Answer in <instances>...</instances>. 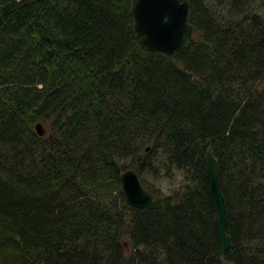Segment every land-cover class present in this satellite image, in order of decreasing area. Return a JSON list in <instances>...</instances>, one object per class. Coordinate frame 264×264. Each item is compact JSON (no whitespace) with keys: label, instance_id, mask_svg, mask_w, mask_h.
Wrapping results in <instances>:
<instances>
[{"label":"trees","instance_id":"1","mask_svg":"<svg viewBox=\"0 0 264 264\" xmlns=\"http://www.w3.org/2000/svg\"><path fill=\"white\" fill-rule=\"evenodd\" d=\"M188 5L170 56L139 44L129 0H0V264H264V0ZM156 151L182 184L128 204L126 167L160 195L140 177Z\"/></svg>","mask_w":264,"mask_h":264},{"label":"water","instance_id":"2","mask_svg":"<svg viewBox=\"0 0 264 264\" xmlns=\"http://www.w3.org/2000/svg\"><path fill=\"white\" fill-rule=\"evenodd\" d=\"M129 10L134 33L143 48L174 56L180 48L189 45L193 26L188 18V0H129ZM34 126L38 134L46 132L41 120H37ZM204 160L208 193L215 212L219 252L223 254L231 244V237L226 231L228 213L220 188L218 162L211 147L206 148ZM120 180L128 204L150 208L161 205L162 195H154L145 188L132 167H126L121 172Z\"/></svg>","mask_w":264,"mask_h":264},{"label":"rangeland","instance_id":"3","mask_svg":"<svg viewBox=\"0 0 264 264\" xmlns=\"http://www.w3.org/2000/svg\"><path fill=\"white\" fill-rule=\"evenodd\" d=\"M223 2L225 0H209L211 4L218 2ZM159 156L158 151L152 152V154H147V157L152 161V167L146 169L143 173H140V177L144 178L145 182L158 192L160 195L171 192L173 189L177 188L183 182V174L179 168L171 166V176L164 174L163 168H161L160 161L157 160Z\"/></svg>","mask_w":264,"mask_h":264}]
</instances>
